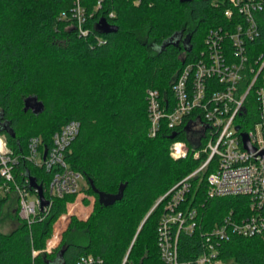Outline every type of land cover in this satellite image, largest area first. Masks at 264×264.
I'll return each mask as SVG.
<instances>
[{
    "label": "trees",
    "instance_id": "trees-1",
    "mask_svg": "<svg viewBox=\"0 0 264 264\" xmlns=\"http://www.w3.org/2000/svg\"><path fill=\"white\" fill-rule=\"evenodd\" d=\"M76 2L0 0V122L7 130L0 127V134L19 157L17 184L34 191L26 183L33 177L49 197L54 171L26 159L29 142L40 138L41 150L51 148L62 127L80 122L66 162L85 175L94 208L86 220L72 218L51 253L43 251L53 226L78 195L53 199L49 212L32 225L18 217L11 233L0 231V264H77L90 255L102 264H164L157 233L163 203L155 206L202 160H174L170 147L185 138H173L171 130L149 136L146 94L156 89L173 102L176 79L205 49L209 31L225 21L224 11L211 0H80L89 17L90 35L84 38L73 19ZM102 19L118 32L101 33L97 25ZM173 38L181 41L169 43ZM34 98L44 105L38 114L26 111ZM89 181L106 194H117L126 184L124 197L105 207ZM192 182L187 198L206 204V228L232 212L239 219L248 215L246 197L208 200L204 175ZM9 194L0 193V217ZM201 244L199 236L184 235L181 258L200 255ZM220 254L237 264H264V242L238 236L223 243Z\"/></svg>",
    "mask_w": 264,
    "mask_h": 264
},
{
    "label": "built area",
    "instance_id": "built-area-1",
    "mask_svg": "<svg viewBox=\"0 0 264 264\" xmlns=\"http://www.w3.org/2000/svg\"><path fill=\"white\" fill-rule=\"evenodd\" d=\"M224 11L225 21L211 29L205 49L184 67L173 85V102L156 89L146 94L149 136L164 129L176 133L170 147L174 160L189 157L201 166L159 199L163 203L157 233L160 258L164 264H227L222 244L241 236L264 242V0H211ZM101 5V3H99ZM111 16H114L113 14ZM73 19L80 37H88L89 17L77 0ZM237 127H240L237 129ZM81 123H67L53 137L51 148L41 150L40 138L29 142L26 159L47 171H54L42 209L37 190L17 184L15 167L19 157L0 134V193L18 194L22 220L32 225L51 208L53 199L82 193L88 187L84 174L73 171L66 152L79 135ZM243 134L248 138L247 148ZM48 150L46 158L45 151ZM204 175L207 199L246 197L247 216L233 212L213 227L204 226L205 203L188 200L193 178ZM29 183V179L26 180ZM199 236L202 252L193 259L181 258L183 236ZM56 239V237L54 238ZM60 243L47 241L43 252L51 253ZM40 252L34 251V256ZM93 255L77 264H102Z\"/></svg>",
    "mask_w": 264,
    "mask_h": 264
},
{
    "label": "rangeland",
    "instance_id": "rangeland-1",
    "mask_svg": "<svg viewBox=\"0 0 264 264\" xmlns=\"http://www.w3.org/2000/svg\"><path fill=\"white\" fill-rule=\"evenodd\" d=\"M84 190L80 193L76 200L72 203L68 204V212L67 214L62 215L57 222L53 226L52 236L48 239L52 244L62 243L64 233L66 232L69 224L73 217H77L79 219L86 220L93 211L95 198L88 194L87 191ZM10 200L5 205L3 209L2 216L0 217V231L9 234L18 226V217L20 202L18 194L15 192H11ZM86 199V200H85ZM88 201V203H86ZM56 237V239H54ZM227 264H237L234 260L228 261Z\"/></svg>",
    "mask_w": 264,
    "mask_h": 264
},
{
    "label": "water",
    "instance_id": "water-1",
    "mask_svg": "<svg viewBox=\"0 0 264 264\" xmlns=\"http://www.w3.org/2000/svg\"><path fill=\"white\" fill-rule=\"evenodd\" d=\"M191 1L192 0H181L182 3H189ZM97 28L101 33H104V34H112V33L118 32V27L111 25L105 19H102L99 21ZM171 42L176 43V44L179 43V41H177V38H173L172 41H170L169 43H171ZM169 43H167V45ZM29 109H32L36 114H38V113L43 111L44 105H43V103L38 102L36 98L29 99L27 101V104H26V111H28ZM0 127H3V129L6 130V128H5L6 126L4 124H1V122H0ZM239 128L240 127H237V129H239ZM0 132H3V130L0 129ZM175 137H176V134L173 135V138H175ZM243 137H244V141H245L247 148L252 150V148L250 147L247 136L245 134H243ZM47 152H48V150L46 149L45 158H46ZM28 179H29L30 188L38 191V195H39V198L42 202V209H43L44 207H46L49 204V202L45 198L44 190L40 185L37 184V181L35 178L29 177ZM89 183H90V186L93 189V191L98 195L99 203L105 207H110V206L114 205L116 202L121 201L124 197V191H125V188L127 186L126 184L122 185L117 194H106V193L100 192L95 187L93 181H89Z\"/></svg>",
    "mask_w": 264,
    "mask_h": 264
},
{
    "label": "flooded vegetation",
    "instance_id": "flooded-vegetation-1",
    "mask_svg": "<svg viewBox=\"0 0 264 264\" xmlns=\"http://www.w3.org/2000/svg\"><path fill=\"white\" fill-rule=\"evenodd\" d=\"M177 41H179V42H180V41H181V39H180V38H178V39H177Z\"/></svg>",
    "mask_w": 264,
    "mask_h": 264
}]
</instances>
